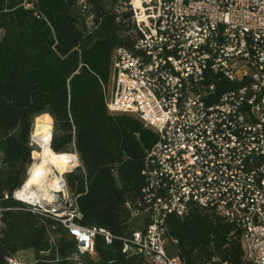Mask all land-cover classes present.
I'll return each mask as SVG.
<instances>
[{
	"label": "built area",
	"instance_id": "2783aa9c",
	"mask_svg": "<svg viewBox=\"0 0 264 264\" xmlns=\"http://www.w3.org/2000/svg\"><path fill=\"white\" fill-rule=\"evenodd\" d=\"M41 1L22 5L35 10ZM118 4V20L122 11L132 12L136 41L114 51L107 108L135 113L158 133L142 171L140 206L128 204L139 224L121 237L122 252L154 264H183L168 251L166 219L197 206L240 231L246 264H264V0ZM75 8L85 31L93 32L100 20L92 1L75 0ZM224 81L236 86L219 90ZM63 188L65 203L54 207L22 200L17 190L12 198L58 221L76 241L71 262L85 264L97 254L98 237L111 245L115 236L79 223L66 180ZM10 209L16 208L0 204V231L1 213ZM17 254L7 264H26Z\"/></svg>",
	"mask_w": 264,
	"mask_h": 264
},
{
	"label": "trees",
	"instance_id": "16d2710c",
	"mask_svg": "<svg viewBox=\"0 0 264 264\" xmlns=\"http://www.w3.org/2000/svg\"><path fill=\"white\" fill-rule=\"evenodd\" d=\"M91 1L100 24L88 33L75 0H42L35 10L22 0H0V204L16 208L1 213L0 264L25 249L34 251L33 264H73L76 241L67 230L12 198L32 164L37 124L50 128L52 157L63 172L79 158L65 173L77 221L115 236L111 245L98 237L97 254L85 264H154L126 256L121 237L138 226L128 204L140 206L142 171L158 133L135 113H111L105 99L114 51L136 41L132 12L122 11L118 20L119 0ZM235 86L224 81L218 88ZM166 226L168 251L183 264H246L240 231L214 212L192 206L183 216L169 214Z\"/></svg>",
	"mask_w": 264,
	"mask_h": 264
},
{
	"label": "bare ground",
	"instance_id": "6f19581e",
	"mask_svg": "<svg viewBox=\"0 0 264 264\" xmlns=\"http://www.w3.org/2000/svg\"><path fill=\"white\" fill-rule=\"evenodd\" d=\"M32 139L39 150L34 152L35 160L30 165L27 178L16 195L28 202L42 199L53 201L57 197V192L64 190L61 180L64 172L52 157L50 150L52 133L48 125H35ZM37 170L40 172L39 176L35 175Z\"/></svg>",
	"mask_w": 264,
	"mask_h": 264
},
{
	"label": "rangeland",
	"instance_id": "374dc122",
	"mask_svg": "<svg viewBox=\"0 0 264 264\" xmlns=\"http://www.w3.org/2000/svg\"><path fill=\"white\" fill-rule=\"evenodd\" d=\"M108 5L111 6V3L109 2ZM49 129H50V128H49ZM31 141L34 143V145L37 146V149H36V150H38L39 147H38V145L34 142V140L32 139V136H31ZM53 153H54V152H53ZM67 153L75 154V155L77 156V158H78V155H77L76 153H72V152H67ZM62 154H63V153H54V155H56L59 159H62V157H61ZM32 159H33V161L35 160V158H34L33 155H32ZM33 161H32V162H33ZM79 164H80V161H79V158H78L77 165H75L74 167H72L70 170L65 171V172L63 173L62 177L65 179V173H67V172H69V171H72V170H73L74 168H76ZM29 168H30V166H29ZM29 168H28V170H27V175H28ZM66 190H67V189H66ZM135 224L138 225V224H139V221H137ZM171 250H172V249H171ZM172 253H173V252H172ZM17 255H18L19 258L23 259V260L25 261L26 264H33V263L35 262V259H36L35 253H34V251H33L32 249H25V250H22V251L18 252Z\"/></svg>",
	"mask_w": 264,
	"mask_h": 264
},
{
	"label": "water",
	"instance_id": "95a60500",
	"mask_svg": "<svg viewBox=\"0 0 264 264\" xmlns=\"http://www.w3.org/2000/svg\"><path fill=\"white\" fill-rule=\"evenodd\" d=\"M61 180H62V182L64 184L65 179L62 177ZM56 195H57V197L55 198V200L48 201L46 199H42V202L45 203V204H47L50 207L59 206L61 204H64L65 203V192H64V190L61 191V192H57Z\"/></svg>",
	"mask_w": 264,
	"mask_h": 264
},
{
	"label": "snow or ice",
	"instance_id": "6c2138e0",
	"mask_svg": "<svg viewBox=\"0 0 264 264\" xmlns=\"http://www.w3.org/2000/svg\"><path fill=\"white\" fill-rule=\"evenodd\" d=\"M35 175L39 176L40 175V172L37 170L36 173H35ZM82 239L87 240V237L84 236V237H82Z\"/></svg>",
	"mask_w": 264,
	"mask_h": 264
}]
</instances>
